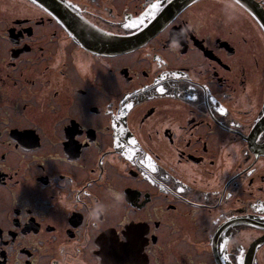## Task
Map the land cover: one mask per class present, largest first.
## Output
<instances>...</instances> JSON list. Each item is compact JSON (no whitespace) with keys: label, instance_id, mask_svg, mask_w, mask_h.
I'll return each instance as SVG.
<instances>
[{"label":"flooded vegetation","instance_id":"af4514ba","mask_svg":"<svg viewBox=\"0 0 264 264\" xmlns=\"http://www.w3.org/2000/svg\"><path fill=\"white\" fill-rule=\"evenodd\" d=\"M263 116L264 0H0V264H264Z\"/></svg>","mask_w":264,"mask_h":264},{"label":"snow or ice","instance_id":"6c2138e0","mask_svg":"<svg viewBox=\"0 0 264 264\" xmlns=\"http://www.w3.org/2000/svg\"><path fill=\"white\" fill-rule=\"evenodd\" d=\"M150 7L151 8H156L157 7V5L156 4H152V5H150ZM143 22V20H141V23ZM124 27L125 28H129V25L128 24H125L124 25ZM161 92H163L164 91V88H160L159 89ZM129 108H131L132 107V105H127ZM219 111L221 112V113H224L226 110L223 108V107H221L220 109H219Z\"/></svg>","mask_w":264,"mask_h":264},{"label":"rangeland","instance_id":"374dc122","mask_svg":"<svg viewBox=\"0 0 264 264\" xmlns=\"http://www.w3.org/2000/svg\"><path fill=\"white\" fill-rule=\"evenodd\" d=\"M259 68L262 69V67H257V69H259ZM164 257L166 258V255Z\"/></svg>","mask_w":264,"mask_h":264},{"label":"water","instance_id":"95a60500","mask_svg":"<svg viewBox=\"0 0 264 264\" xmlns=\"http://www.w3.org/2000/svg\"><path fill=\"white\" fill-rule=\"evenodd\" d=\"M263 118H264V116H263Z\"/></svg>","mask_w":264,"mask_h":264}]
</instances>
